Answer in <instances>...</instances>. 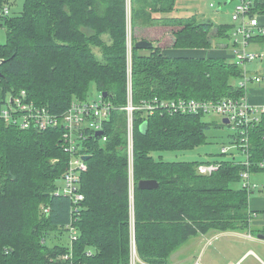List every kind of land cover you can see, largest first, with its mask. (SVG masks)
I'll return each mask as SVG.
<instances>
[{
  "label": "trees",
  "instance_id": "16d2710c",
  "mask_svg": "<svg viewBox=\"0 0 264 264\" xmlns=\"http://www.w3.org/2000/svg\"><path fill=\"white\" fill-rule=\"evenodd\" d=\"M136 1L25 0L20 13L4 14L9 0H0V28L6 31L0 41V113L11 93L25 90L36 104L62 114L74 98L88 99L93 85L113 106L104 124L108 139L86 140L91 157L81 176L85 198L78 212L69 197L55 194L70 160L63 129L21 128L0 116V264H131L133 243L138 264H170L171 254L194 235L250 228L253 190L234 186L246 169L234 154L217 160L207 174L197 166L211 161L160 156L207 143L211 124L203 121L204 113L136 112L131 178L121 110L127 103L129 35L136 103L155 97L221 100L245 92L235 82L244 71L237 61L163 52L209 48L214 39L229 37L227 25L167 16L177 0H138L140 8ZM140 40L153 47L136 48ZM239 135L235 131L232 143H240ZM247 135L249 169L264 170V112ZM144 179L159 185L142 189L138 183ZM71 223L78 237L65 261Z\"/></svg>",
  "mask_w": 264,
  "mask_h": 264
},
{
  "label": "built area",
  "instance_id": "2783aa9c",
  "mask_svg": "<svg viewBox=\"0 0 264 264\" xmlns=\"http://www.w3.org/2000/svg\"><path fill=\"white\" fill-rule=\"evenodd\" d=\"M253 0H240L236 5L232 15V20L235 24L233 32V41L236 45L235 56L240 62L251 61L258 58L259 54L247 52L249 40L257 34H264V26L254 13H252ZM4 14L9 13V8L6 7ZM1 15V13H0ZM130 34V30H129ZM132 38L129 35L128 40V90L127 103L121 107L125 111L127 118V151L130 164L131 178H133V161H134V126L136 112L142 113L145 117H151L155 113L174 114H198L214 112L222 118L229 119V124L240 134V143H235L241 147L240 151L246 156L245 161H241L246 166L241 177L244 180V188L251 192L259 187L258 184L250 180L251 171L249 148L250 142L247 132L256 122L260 120L263 109L249 103L246 96L238 98H224L221 100H197L189 98L178 99H161L158 97L152 99H144L136 103L133 96L132 86ZM1 62V60H0ZM264 80L263 74H250L243 71V75L237 83L240 87H247L250 81L261 83ZM113 106L105 99L103 94H99L97 99H78L74 98L69 107L62 113L56 114L45 106L38 105L30 100L25 90L20 93H11L5 100L0 116L9 123L19 125L21 128L36 127L39 130H45L51 127H61L63 129L62 146L70 153V160L66 171L63 174L61 185L55 191L57 195L67 196L72 201V211L78 212L81 201L85 195L81 192V176L82 172L88 169L87 159L84 155L87 153L86 140L90 136H96L97 131L102 130L103 141L108 139L106 135L105 121L112 114ZM86 148V149H85ZM222 153L230 154L228 147L222 148ZM218 162L200 163L197 166L199 173L207 174L212 172ZM264 166V161L260 164ZM48 207L45 210L48 211ZM73 212V213H74ZM69 232V252L61 256V259L67 261L73 255V243L77 239V228L71 223L68 225ZM131 264H137V254L133 243Z\"/></svg>",
  "mask_w": 264,
  "mask_h": 264
},
{
  "label": "crops",
  "instance_id": "0c3cea01",
  "mask_svg": "<svg viewBox=\"0 0 264 264\" xmlns=\"http://www.w3.org/2000/svg\"><path fill=\"white\" fill-rule=\"evenodd\" d=\"M209 2L211 6L218 7L216 13L212 14L206 10ZM239 2L240 0H192L191 3L194 4L190 6L189 16L181 17L174 15L175 7L167 16L195 19L197 22H211L216 25H227L229 27V37L223 40L214 39L213 45L209 48H172L165 49L163 52L167 56L173 57H221L234 62L235 57L230 51V44L233 43L234 46L232 33L235 24L232 15ZM253 2L256 8L254 14L259 18L261 25L264 26V0H253ZM104 36L105 40L109 42L110 37L108 35ZM248 87L245 88L244 92L248 101L254 106H264V86ZM261 194H264V188L261 190ZM249 208L253 211L254 216L258 210L264 211V204L261 203L258 206L255 198L250 197ZM253 216L250 222L251 226L246 231H212L190 237L185 244L171 254L172 264H264V239L257 236L258 233H261L260 229H264V222L256 224L258 220L253 219ZM254 230L258 231L255 232Z\"/></svg>",
  "mask_w": 264,
  "mask_h": 264
},
{
  "label": "rangeland",
  "instance_id": "374dc122",
  "mask_svg": "<svg viewBox=\"0 0 264 264\" xmlns=\"http://www.w3.org/2000/svg\"><path fill=\"white\" fill-rule=\"evenodd\" d=\"M24 2L25 0H9L10 13L12 14L20 13L23 9ZM191 2L192 0H177L175 3L176 10H175L174 15L179 16V17L189 16L190 6L191 4H194ZM210 2L206 6V10L210 11L212 14L216 13V9L218 7L211 6ZM129 3H130V0H129ZM136 3H137L138 8L142 6V3L139 2L138 0L136 1ZM128 17H129V25H131V10L130 9H129ZM212 19H214V17H212ZM221 20L224 21L226 19H221ZM228 20L230 21V18ZM140 29L142 31V28ZM140 29L137 30V33L140 32ZM232 39H233V33H232ZM5 40H6V31L4 28H0V41L4 42ZM235 49H236V45L233 46V43L230 44V51L232 52L231 54L234 55L235 58H237L235 56V51H236ZM246 49H247V52H250V53H254V54L259 53L258 58L251 60V61H246V62H240L239 59L237 60L235 58L233 60L237 61L238 64L242 66L243 69L249 72L250 74H263L264 75V38H252L251 40H249V43ZM96 50L98 52V49ZM240 79L241 78L236 79L235 82L238 83ZM261 85L264 86V80L261 83L250 81L247 87L248 86L257 87ZM98 96H99V92L97 91L95 85H93L88 99L90 100L97 99ZM256 107L263 109L264 106H256ZM203 121L211 124V127H209V129L206 132L207 137H208L207 143L193 150L162 152L160 156L162 155V158L165 160L216 162L217 160H221L225 157L231 156V154H234V156L236 157V160H241L242 162L246 160V156L244 155V153L240 151L241 147H238L235 145V143H232L233 136L235 134V129L231 125H228V124L221 125L222 118L219 114H216L214 112L206 113L203 117ZM118 124L119 123H117V125ZM224 146L230 149V154L229 153L221 154V150ZM250 180L259 185L258 188L253 189V192L250 194V197L255 198L257 205L260 206L261 203L264 204V200H262V198H264V194H261V191H260V189L264 188V170H258V171L251 172ZM234 186L243 188L244 180L241 178L240 181H238ZM253 219L258 220L256 221L257 222L256 224H258L259 222H264V211L258 210L256 214L253 216ZM170 264H172L171 259H170Z\"/></svg>",
  "mask_w": 264,
  "mask_h": 264
},
{
  "label": "water",
  "instance_id": "95a60500",
  "mask_svg": "<svg viewBox=\"0 0 264 264\" xmlns=\"http://www.w3.org/2000/svg\"><path fill=\"white\" fill-rule=\"evenodd\" d=\"M135 47L138 48V49H151L153 47V43L150 42V41H147V40H140L138 42L135 43ZM103 96L104 97H107V93L104 92L103 93ZM223 122L225 124H229V119L228 118H224L223 119ZM148 129V122L147 121H144L142 124H141V131L143 133H145ZM103 135V131L102 130H99L97 131L96 133V136H102ZM91 156L89 154H86L84 155V159H89ZM159 185L158 181L155 180V179H144V180H141L139 183H138V186L142 189H154V188H157ZM259 238L261 239H264V232H261V233H258L257 235Z\"/></svg>",
  "mask_w": 264,
  "mask_h": 264
},
{
  "label": "bare ground",
  "instance_id": "6f19581e",
  "mask_svg": "<svg viewBox=\"0 0 264 264\" xmlns=\"http://www.w3.org/2000/svg\"><path fill=\"white\" fill-rule=\"evenodd\" d=\"M84 200V199H83ZM139 263V260L137 259V264Z\"/></svg>",
  "mask_w": 264,
  "mask_h": 264
}]
</instances>
